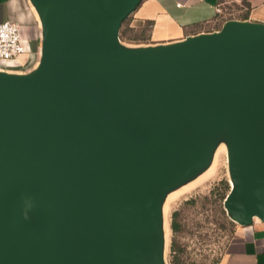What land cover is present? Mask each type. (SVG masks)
Listing matches in <instances>:
<instances>
[{
  "label": "water",
  "instance_id": "obj_1",
  "mask_svg": "<svg viewBox=\"0 0 264 264\" xmlns=\"http://www.w3.org/2000/svg\"><path fill=\"white\" fill-rule=\"evenodd\" d=\"M30 1L35 62L0 67V264H169L164 202L222 141L228 216L264 221V22L127 45L142 0Z\"/></svg>",
  "mask_w": 264,
  "mask_h": 264
},
{
  "label": "rangeland",
  "instance_id": "obj_2",
  "mask_svg": "<svg viewBox=\"0 0 264 264\" xmlns=\"http://www.w3.org/2000/svg\"><path fill=\"white\" fill-rule=\"evenodd\" d=\"M226 6L227 9L223 8L225 15L231 14L235 18L244 16L234 4ZM136 10L137 8L121 27L123 35L120 30V38L127 45L150 42L146 39L152 30V20L137 18ZM222 23H218L215 28ZM36 56L37 52L33 51L9 64L1 61L0 67L17 66L18 70H25L34 64ZM32 61L34 62L30 64ZM230 186L227 146L222 141L209 167L194 180L170 192L164 202L165 257L169 264L173 238L180 247L183 264H217L237 224L230 219L224 207V199ZM175 210L179 211L177 220L180 230L177 232L172 228Z\"/></svg>",
  "mask_w": 264,
  "mask_h": 264
},
{
  "label": "crops",
  "instance_id": "obj_3",
  "mask_svg": "<svg viewBox=\"0 0 264 264\" xmlns=\"http://www.w3.org/2000/svg\"><path fill=\"white\" fill-rule=\"evenodd\" d=\"M231 3L244 14L240 19L264 22V0H142L135 16L153 21L150 42L168 41L215 29L225 15L216 8ZM5 20L17 22L26 45L38 52L41 25L30 0H0V21ZM217 264H264V221L235 224Z\"/></svg>",
  "mask_w": 264,
  "mask_h": 264
},
{
  "label": "built area",
  "instance_id": "obj_4",
  "mask_svg": "<svg viewBox=\"0 0 264 264\" xmlns=\"http://www.w3.org/2000/svg\"><path fill=\"white\" fill-rule=\"evenodd\" d=\"M216 10L218 13H224L220 6ZM30 53L31 50L21 36L19 24L12 20L0 21V62L6 61L9 64Z\"/></svg>",
  "mask_w": 264,
  "mask_h": 264
},
{
  "label": "trees",
  "instance_id": "obj_5",
  "mask_svg": "<svg viewBox=\"0 0 264 264\" xmlns=\"http://www.w3.org/2000/svg\"><path fill=\"white\" fill-rule=\"evenodd\" d=\"M225 9H227V6H225ZM130 14L124 19V21L122 23V26L126 22V20H128V17L130 16ZM228 18H235V17L233 15H231V14L230 15H225V17L223 18V20H226ZM151 23H153V21ZM123 34H124V31L121 30V35H123ZM146 40H148V41H151L152 40L151 31H150L149 35L147 36V39ZM16 68H18V67H16ZM178 214H179V211L178 210H175L173 212L172 228H173V231L174 232H177L178 230H180V223L177 220ZM169 261H170V264H183V259H182V256L180 254V247L178 245L177 240H175L174 238H173L172 243H171L170 259H169Z\"/></svg>",
  "mask_w": 264,
  "mask_h": 264
},
{
  "label": "clouds",
  "instance_id": "obj_6",
  "mask_svg": "<svg viewBox=\"0 0 264 264\" xmlns=\"http://www.w3.org/2000/svg\"><path fill=\"white\" fill-rule=\"evenodd\" d=\"M25 218H27V215H25Z\"/></svg>",
  "mask_w": 264,
  "mask_h": 264
}]
</instances>
